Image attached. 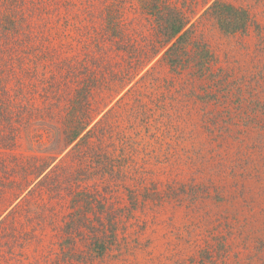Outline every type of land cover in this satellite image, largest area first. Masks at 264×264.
Instances as JSON below:
<instances>
[{
    "label": "rangeland",
    "instance_id": "obj_1",
    "mask_svg": "<svg viewBox=\"0 0 264 264\" xmlns=\"http://www.w3.org/2000/svg\"><path fill=\"white\" fill-rule=\"evenodd\" d=\"M81 1L71 0L72 10L57 2L32 15L35 22L47 19L51 31L39 33L48 31L56 53L43 58L45 64L38 60V71L69 98L72 86L62 83L53 65L68 63L79 74L84 57L104 59V80L90 98L92 111L105 108L97 119L108 111L101 147L117 161L101 170L96 159L65 156L68 147L37 183L43 175L34 180L29 166L35 160L27 149H54L56 140L21 138L15 151L0 153V264H264V0H219L247 10L252 24L243 34L221 32L201 0H186L193 11L191 36L214 57L211 76L170 70L160 51L128 81L129 55L116 49L153 46L146 15L135 0H124L126 38L89 53L82 46L97 45L89 38L100 30L78 27L91 26L98 16L92 12L73 26ZM15 40L22 50V36ZM21 59L10 81L11 89L23 83L14 90L16 99L36 91L21 70L30 65ZM35 93L39 106L40 91ZM36 126L31 129H46ZM94 239L106 245L101 255Z\"/></svg>",
    "mask_w": 264,
    "mask_h": 264
},
{
    "label": "trees",
    "instance_id": "obj_2",
    "mask_svg": "<svg viewBox=\"0 0 264 264\" xmlns=\"http://www.w3.org/2000/svg\"><path fill=\"white\" fill-rule=\"evenodd\" d=\"M135 1L153 27V46L146 50L137 49L134 52L131 51L130 45L124 47L125 49L123 47L116 49L126 52L129 55L127 56L129 62L132 61V63L127 62V71L124 74L127 81L136 71L142 70L160 51H163V59L170 70L177 72L191 68L197 78L211 76L214 57L204 43L191 36L192 23L190 22L192 18L190 15H193V11L188 9L189 3L186 0ZM190 1L193 2L194 0ZM57 2H63L68 9H73L74 5L71 0H0V153L15 151L19 148L18 142L21 138L33 144H45L43 136L50 143L52 140H56L54 149L35 148L33 145L27 149L30 152L28 158L35 160V164L29 166L34 180L43 175L37 183L49 174L48 172L45 173L46 170L52 165L56 157L68 147L65 156L76 153L87 162L96 159L98 165L101 161V170L109 171L107 168L114 167L117 161L114 157H109L108 160L101 147L107 141L105 135L100 136V134L108 111L97 119L105 108L100 111H92L94 109L90 98L92 90L97 88L96 83L104 80L103 74H106L104 59L94 55L89 56L88 58L91 59L86 62L87 57H84L85 60L81 61V69L77 71L79 74H73L77 67L72 68L68 63L60 65V62L53 65L54 70L58 71L57 75L60 76L62 83L72 86L69 98L62 97L65 95V90L62 91L60 86L59 91L54 90L58 87L53 83V79L47 77V72L40 74L38 71V68L42 66L40 62L45 64L46 57H54L56 53L54 54L50 47L53 45L52 41H48L47 32L51 31V28H48L47 19L42 22H35L32 15L37 12H46L48 9L52 10L53 4L57 5ZM98 2L101 3L100 7L98 6L99 3L94 4L93 0H82L76 10L79 16H75V19L71 20L74 26L76 20L88 19L92 12L98 16L96 21H91V26L84 22L86 23L85 27H78L81 30L95 27L100 30V33H97L98 38L94 36V39L89 38L91 43L95 40L97 45L88 46V43V45L83 44L82 46L89 53L95 52L93 51L94 48L100 50L106 41L114 45L115 38L125 39L127 36L128 27L122 20L123 9L121 7L125 1L118 0L117 4L116 0H98ZM201 2L205 7L203 13L209 15L215 21L218 29L225 34H243L252 24L251 16L243 8L234 7L219 0H201ZM40 29H48V31L39 33ZM19 36H22V41H24L22 50L15 45V39L18 40ZM101 39L104 41H98ZM32 49H34L33 52L29 54ZM37 51L38 53H36ZM87 51L84 56L87 55ZM20 59L30 65L26 72L20 69L23 74L29 73L28 82L35 83L36 91L30 92L28 90L25 97L16 99L14 90L18 92L23 83H19L18 88L11 89L10 81L15 79L13 77L14 63ZM97 59L101 60L95 65ZM5 70L10 72L9 79L4 76ZM22 82L26 84V81ZM123 88L124 84L119 88L120 90H117L116 94ZM39 91L37 97L41 103L38 106V99L32 97L31 93L36 94L35 92ZM110 91H116V88H110ZM15 100L21 101L14 102ZM55 115H59V117L55 119ZM32 124L33 127L37 125L36 127L46 129L34 131L35 129H31ZM95 131L99 136L95 135ZM91 136H94V139H91ZM51 152H54L53 155ZM2 169L3 161L1 160L0 170ZM31 183L29 181L28 185ZM28 185L24 187L22 192L27 189ZM30 192L31 190L28 191V194ZM3 214L4 209H0V223H2ZM112 230L113 228L110 226L109 232L113 233ZM101 239H94V251L98 255L104 252L106 246L103 242H99Z\"/></svg>",
    "mask_w": 264,
    "mask_h": 264
}]
</instances>
